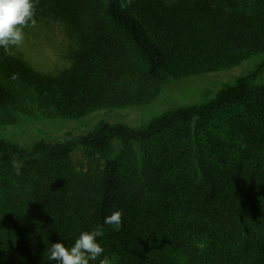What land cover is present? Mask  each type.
<instances>
[{
    "label": "trees",
    "instance_id": "1",
    "mask_svg": "<svg viewBox=\"0 0 264 264\" xmlns=\"http://www.w3.org/2000/svg\"><path fill=\"white\" fill-rule=\"evenodd\" d=\"M35 20L64 24L69 63L43 72L0 49V126L149 104L171 79L264 53V0H36ZM263 73L264 59L145 127L29 147L0 136V264H52L50 243L96 228L110 264H264ZM115 210L118 230L103 225Z\"/></svg>",
    "mask_w": 264,
    "mask_h": 264
},
{
    "label": "rangeland",
    "instance_id": "2",
    "mask_svg": "<svg viewBox=\"0 0 264 264\" xmlns=\"http://www.w3.org/2000/svg\"><path fill=\"white\" fill-rule=\"evenodd\" d=\"M24 32V42L13 50L23 56L34 68L43 72H54L68 65V53L74 46V41L69 37L63 23L40 22L35 26L25 27ZM263 59L264 53L234 67L187 78L171 79L164 86L163 92L153 102L145 105L104 108L76 119L53 117L37 111L35 116H21V120L13 126H0V136L7 137L23 147H29L38 139L58 142L87 134L100 122L124 123L136 128L145 127L168 110L208 101L224 86L234 84L238 78L252 72ZM256 83L264 84V73ZM113 144L115 152L118 153L121 148L120 141L115 140ZM83 156V150L77 149L75 160L80 168H83Z\"/></svg>",
    "mask_w": 264,
    "mask_h": 264
},
{
    "label": "clouds",
    "instance_id": "3",
    "mask_svg": "<svg viewBox=\"0 0 264 264\" xmlns=\"http://www.w3.org/2000/svg\"><path fill=\"white\" fill-rule=\"evenodd\" d=\"M36 0H0V49L8 52L10 49L22 45L25 39V27L35 26ZM123 213L115 210L103 220L114 230L121 225ZM102 228L81 231L70 244L62 241L50 243L47 246L46 262L54 264H110L104 255V248L98 237Z\"/></svg>",
    "mask_w": 264,
    "mask_h": 264
}]
</instances>
